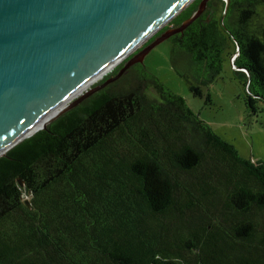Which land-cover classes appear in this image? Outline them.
<instances>
[{"label": "trees", "instance_id": "16d2710c", "mask_svg": "<svg viewBox=\"0 0 264 264\" xmlns=\"http://www.w3.org/2000/svg\"><path fill=\"white\" fill-rule=\"evenodd\" d=\"M225 6L211 0L169 39L171 62L204 97L233 46L232 67L245 70L234 74L256 116L264 0H231L222 24ZM133 70L135 86L117 89ZM0 264H264V163L242 158L136 64L0 157Z\"/></svg>", "mask_w": 264, "mask_h": 264}, {"label": "water", "instance_id": "95a60500", "mask_svg": "<svg viewBox=\"0 0 264 264\" xmlns=\"http://www.w3.org/2000/svg\"><path fill=\"white\" fill-rule=\"evenodd\" d=\"M195 1L0 0V157L183 33L211 0L157 36ZM223 1L222 24L231 0Z\"/></svg>", "mask_w": 264, "mask_h": 264}, {"label": "rangeland", "instance_id": "374dc122", "mask_svg": "<svg viewBox=\"0 0 264 264\" xmlns=\"http://www.w3.org/2000/svg\"><path fill=\"white\" fill-rule=\"evenodd\" d=\"M171 49L170 40L161 43L147 55L143 65L169 90L182 97L193 113L217 135L233 144L242 158L264 163V102L257 104L259 113L256 116L247 108L245 92L230 62L233 46L224 55L220 77L205 91L204 97L193 95L187 80L175 71L171 62ZM135 83L136 73L133 70L120 81L117 89H129ZM207 95H210L211 103L207 102Z\"/></svg>", "mask_w": 264, "mask_h": 264}, {"label": "bare ground", "instance_id": "6f19581e", "mask_svg": "<svg viewBox=\"0 0 264 264\" xmlns=\"http://www.w3.org/2000/svg\"><path fill=\"white\" fill-rule=\"evenodd\" d=\"M67 103L64 104L62 107H60L57 111L53 112L49 117H47L48 119H51V118H55L58 116L59 112H61L65 107H66ZM61 116V115H60ZM59 117V116H58ZM41 125V124H39Z\"/></svg>", "mask_w": 264, "mask_h": 264}, {"label": "built area", "instance_id": "2783aa9c", "mask_svg": "<svg viewBox=\"0 0 264 264\" xmlns=\"http://www.w3.org/2000/svg\"><path fill=\"white\" fill-rule=\"evenodd\" d=\"M238 54H239V50L236 51V53L233 55V57H232V59H231V63H232V65L234 64V61H235V59L237 58ZM234 68H235V67H234Z\"/></svg>", "mask_w": 264, "mask_h": 264}, {"label": "flooded vegetation", "instance_id": "af4514ba", "mask_svg": "<svg viewBox=\"0 0 264 264\" xmlns=\"http://www.w3.org/2000/svg\"><path fill=\"white\" fill-rule=\"evenodd\" d=\"M208 10L206 9V11L205 12H207ZM205 12L203 13V14H205Z\"/></svg>", "mask_w": 264, "mask_h": 264}]
</instances>
